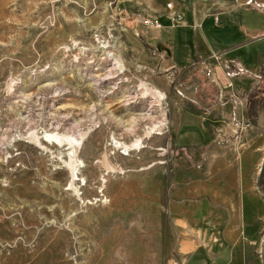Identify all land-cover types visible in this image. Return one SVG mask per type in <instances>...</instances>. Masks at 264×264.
<instances>
[{
    "label": "rangeland",
    "instance_id": "374dc122",
    "mask_svg": "<svg viewBox=\"0 0 264 264\" xmlns=\"http://www.w3.org/2000/svg\"><path fill=\"white\" fill-rule=\"evenodd\" d=\"M150 1L0 0V264H176L182 232L215 230L214 242L230 227L212 191L233 196L243 174L217 185L226 161L245 164L264 205V69L222 157L207 144L200 159H179L139 41V24L164 29L144 24L159 18L143 10ZM139 139L128 155L114 146ZM189 189L198 195L182 201ZM256 234L252 264H264V218Z\"/></svg>",
    "mask_w": 264,
    "mask_h": 264
},
{
    "label": "crops",
    "instance_id": "0c3cea01",
    "mask_svg": "<svg viewBox=\"0 0 264 264\" xmlns=\"http://www.w3.org/2000/svg\"><path fill=\"white\" fill-rule=\"evenodd\" d=\"M171 1V0H169ZM186 14L184 25L174 26L168 18L166 1H150L143 10L156 13L164 25L162 31H150L138 25L139 41L148 58L150 81L165 94L169 113L167 139L179 147V159L193 160L205 156L204 146L214 145V157H222L221 142L238 136L240 127L251 119L250 96L257 90L256 75L264 67V0H172ZM219 14L220 21L214 16ZM238 62L246 73L230 77ZM219 170L217 185L231 172L243 174L233 189V196L216 187L212 194L219 205L227 204L229 228L220 241H212L215 230L204 227L182 232L180 257L176 264H252L254 242L264 218V205L248 179L245 164L234 161ZM226 175V174H225ZM182 191V190H181ZM187 191H190L188 194ZM182 191L187 196L199 190ZM226 194V195H225ZM182 206V205H180ZM233 206V207H232ZM186 211V209H185ZM187 216L183 215V220ZM181 220V221H183ZM187 220V219H186ZM198 222H214L199 214ZM184 223V221H183ZM221 235V236H222ZM209 238L197 246L185 240ZM217 237V236H216Z\"/></svg>",
    "mask_w": 264,
    "mask_h": 264
},
{
    "label": "built area",
    "instance_id": "2783aa9c",
    "mask_svg": "<svg viewBox=\"0 0 264 264\" xmlns=\"http://www.w3.org/2000/svg\"><path fill=\"white\" fill-rule=\"evenodd\" d=\"M260 8H262V10L264 11V3L260 4ZM166 9L170 10L169 17H170V20L172 21V25L179 26V25L183 24L184 21L186 20L185 13L181 12L180 10H176L172 0L166 4ZM214 18H215L216 22L220 21L219 14H216L214 16ZM144 24H146L147 26H150L152 29H156V30H161L163 28V25L161 24L158 17H154V19L144 18ZM233 63L235 65V70L230 72V74H229L230 77H233V76H236L238 74H242V73L247 72V70L245 68H243L240 63H238V62H233ZM259 78H260V76L256 75V79H259Z\"/></svg>",
    "mask_w": 264,
    "mask_h": 264
},
{
    "label": "bare ground",
    "instance_id": "6f19581e",
    "mask_svg": "<svg viewBox=\"0 0 264 264\" xmlns=\"http://www.w3.org/2000/svg\"><path fill=\"white\" fill-rule=\"evenodd\" d=\"M117 62V61H116ZM113 68V67H112ZM110 75V74H109ZM106 77V76H105ZM111 77V76H110ZM110 77H106V79H103V80H109ZM161 96V95H160ZM149 97H151L149 95ZM152 98V97H151ZM152 100V99H151ZM52 143H57V144H62L63 143V139L58 137V136H52L50 139H49ZM79 142V141H78ZM63 146V145H62ZM116 147L118 148H121L123 149L125 155H128L133 149H142L143 148V145H142V142H141V139L137 140L133 145H130V144H124L122 143L121 141L119 140H116L115 141V145Z\"/></svg>",
    "mask_w": 264,
    "mask_h": 264
},
{
    "label": "water",
    "instance_id": "95a60500",
    "mask_svg": "<svg viewBox=\"0 0 264 264\" xmlns=\"http://www.w3.org/2000/svg\"><path fill=\"white\" fill-rule=\"evenodd\" d=\"M258 113L259 115L256 120V126L260 129H264V105L262 106V108L259 110ZM262 253H263V258H264V249Z\"/></svg>",
    "mask_w": 264,
    "mask_h": 264
},
{
    "label": "trees",
    "instance_id": "16d2710c",
    "mask_svg": "<svg viewBox=\"0 0 264 264\" xmlns=\"http://www.w3.org/2000/svg\"><path fill=\"white\" fill-rule=\"evenodd\" d=\"M251 105V104H250ZM263 178V177H262Z\"/></svg>",
    "mask_w": 264,
    "mask_h": 264
}]
</instances>
